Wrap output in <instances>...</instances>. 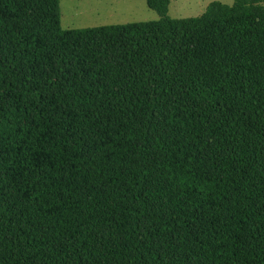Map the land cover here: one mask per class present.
Wrapping results in <instances>:
<instances>
[{
  "label": "trees",
  "instance_id": "trees-1",
  "mask_svg": "<svg viewBox=\"0 0 264 264\" xmlns=\"http://www.w3.org/2000/svg\"><path fill=\"white\" fill-rule=\"evenodd\" d=\"M145 1L0 0V264H264V0Z\"/></svg>",
  "mask_w": 264,
  "mask_h": 264
},
{
  "label": "rangeland",
  "instance_id": "rangeland-1",
  "mask_svg": "<svg viewBox=\"0 0 264 264\" xmlns=\"http://www.w3.org/2000/svg\"><path fill=\"white\" fill-rule=\"evenodd\" d=\"M232 5L234 0H171L168 17L201 16L212 2ZM63 29H84L157 21L159 14L145 0H59Z\"/></svg>",
  "mask_w": 264,
  "mask_h": 264
}]
</instances>
